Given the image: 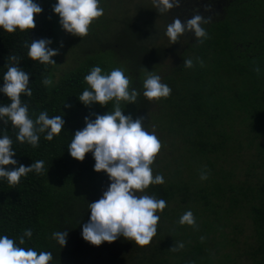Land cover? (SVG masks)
<instances>
[{
    "label": "trees",
    "instance_id": "obj_1",
    "mask_svg": "<svg viewBox=\"0 0 264 264\" xmlns=\"http://www.w3.org/2000/svg\"><path fill=\"white\" fill-rule=\"evenodd\" d=\"M111 1L100 0L103 15L83 37L61 28L52 10L56 0H37L42 12L34 14L33 29L0 30V83L6 65L17 63L9 57H17L29 74L32 95H21L29 115L35 120L46 111L50 117L63 115L65 122L52 140L40 133L32 147L16 140L18 129L10 121H0V134L12 139L18 164L45 162L43 173L29 172L15 185L0 178V234L18 244L24 229H31V237L19 246L50 251L49 264H264V0H181L175 14L151 8L148 18L124 19L120 33L106 41L110 25L121 20L113 13L125 2L116 0L113 6ZM182 13L185 19L198 13L209 20L202 43L191 31L180 37L185 43L181 49L178 41L169 43L166 26ZM40 38H51L50 46L58 49L52 57L56 64L59 51L71 49L74 59L83 57L56 71V64L27 55L26 42ZM184 58L193 60L191 68L183 65ZM94 65L105 74L123 69L138 95L135 103L121 101V109L134 119L143 117L144 127L161 143L151 168L164 182L143 192L162 198L166 207L157 211L156 234L147 245L121 236L95 246L81 236L88 203L110 183L103 170L93 169L91 152L80 161L67 150L85 116L94 119V114L112 110V101L85 106L78 100L88 87L83 78ZM148 70L161 71V82L171 88L167 97L150 101L143 96ZM44 78L51 83L44 85ZM9 102L0 93V104ZM202 171L207 179H200ZM189 209L194 225L180 224L179 217ZM62 230H67L63 247L52 237ZM175 242L183 247L171 250Z\"/></svg>",
    "mask_w": 264,
    "mask_h": 264
},
{
    "label": "clouds",
    "instance_id": "obj_2",
    "mask_svg": "<svg viewBox=\"0 0 264 264\" xmlns=\"http://www.w3.org/2000/svg\"><path fill=\"white\" fill-rule=\"evenodd\" d=\"M151 2L158 13L164 14L178 7L181 0ZM99 5L100 0H56L52 10L58 15V22L64 31L83 37L91 23L103 15L104 9ZM41 12L37 0H0V30H31L35 27L34 14ZM207 23L209 20L198 13L183 23L179 18H174L167 24L165 35L173 44L184 33L191 31L196 40L202 43L208 36L203 27ZM51 44V38L26 42L28 57L40 63L56 64L52 57L58 54V49L51 47ZM9 59L17 63L6 65L7 70L0 83V93L10 101L0 104V121L5 124L10 121L18 129L17 141L36 147L40 133H44L46 140H52L54 135L61 132L65 123L63 115L50 117L46 111H40L33 120L28 113L27 103L21 100L22 94L27 97L32 95L29 74L18 66L17 57L10 56ZM183 65L191 68L193 60L184 58ZM256 70L259 71V68ZM83 79L88 87L77 96L78 100L85 106L94 102L104 106L112 101V110L94 114V119L85 116L84 126L74 132L67 144L68 153L77 160L83 161L86 153L91 152L95 161L93 169L97 172L103 170L110 181L101 197L88 203L90 215L87 222L82 224L81 236L95 246L103 242L111 243L121 236L134 241L136 245H147L156 234L159 220L156 213L166 207L162 198L143 192L150 184L164 182L161 174L153 176L151 168L161 143L154 132L144 127L143 117L134 119L121 109V101L135 103L138 95L135 88H130L129 78L123 69L116 67L105 74L98 65H94ZM42 83L47 86L51 81L44 78ZM142 86L143 96L150 101L167 97L171 92V88L161 82V77L149 70ZM11 145L12 139L0 134V178L15 185L29 172L41 174L45 171L43 160H35L28 166L18 164L13 158L15 149ZM9 165L13 167H7ZM200 179H207V173L202 171ZM179 223L194 225L195 218L190 209L179 217ZM31 235V229H24L17 244L7 235L0 234V264H49L52 260L50 251L38 253L32 247L19 246L25 243V236ZM52 237L63 247L67 241V230L54 231ZM182 247V242H175L171 250Z\"/></svg>",
    "mask_w": 264,
    "mask_h": 264
},
{
    "label": "rangeland",
    "instance_id": "obj_3",
    "mask_svg": "<svg viewBox=\"0 0 264 264\" xmlns=\"http://www.w3.org/2000/svg\"><path fill=\"white\" fill-rule=\"evenodd\" d=\"M117 3L118 1L116 0H112L110 2V4L113 6L118 5ZM120 5L121 4H119L117 12L115 14L113 13V15L114 16L117 15L115 17L121 18V20L118 22L119 19H117L116 22L110 25V28H109L110 32L104 34L105 38L107 39L106 41H110V39H114L115 35L117 36L120 33V30L124 26L123 24L124 19H127L128 17H131L133 19V18L138 17L139 14L143 15L144 18H148L150 14L149 9L151 8L153 9L151 0H125V2L121 6ZM170 22L171 21H169V23ZM176 44H178L180 49L184 47L185 46L184 38H181ZM59 52H60L61 58L59 60V63L55 65L56 71H62V70L67 69L68 67L77 65L79 58L81 59V57H83L82 55H79L77 59H74L75 57L72 55L74 52L72 53L71 49H68L67 53H62L61 51ZM104 55H109L108 51H106ZM175 56L176 55L171 56V59L169 61L172 62L175 59ZM160 73L161 71L158 74ZM248 223L249 221L246 222L247 226H248ZM248 232H249V229L245 226V233H248Z\"/></svg>",
    "mask_w": 264,
    "mask_h": 264
},
{
    "label": "flooded vegetation",
    "instance_id": "obj_4",
    "mask_svg": "<svg viewBox=\"0 0 264 264\" xmlns=\"http://www.w3.org/2000/svg\"><path fill=\"white\" fill-rule=\"evenodd\" d=\"M180 6H181V5H179L178 7H180ZM211 8H215V6L212 5ZM216 8L220 10L221 5H218V7H216ZM174 9H175V7H173V8L170 9L169 11H170L171 13H174V14H175ZM183 15H184L183 13H182V14H179V16L177 17V18H179L182 22H184V21L186 20V19L183 17Z\"/></svg>",
    "mask_w": 264,
    "mask_h": 264
}]
</instances>
